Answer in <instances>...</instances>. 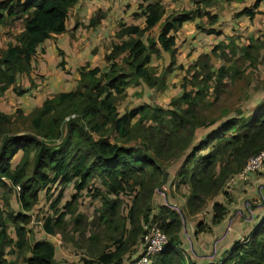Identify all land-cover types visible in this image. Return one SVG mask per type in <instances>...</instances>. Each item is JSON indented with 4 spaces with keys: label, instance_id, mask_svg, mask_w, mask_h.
Returning a JSON list of instances; mask_svg holds the SVG:
<instances>
[{
    "label": "trees",
    "instance_id": "trees-1",
    "mask_svg": "<svg viewBox=\"0 0 264 264\" xmlns=\"http://www.w3.org/2000/svg\"><path fill=\"white\" fill-rule=\"evenodd\" d=\"M81 1L0 0V30L21 24L14 42L0 52V102L7 90L27 92L18 79L32 72L44 42L67 32L69 14ZM189 1L188 10L168 13L161 3L142 0L133 23H118L104 71L88 64L78 68L69 90L50 94L27 116L18 108L12 115L0 110V264H56V256L68 261L58 248L81 242L89 256L80 258L82 264H138L145 228L154 225L167 243L146 264H184L175 255L181 252L185 221L209 204L211 225L223 220L227 207L215 198L225 197L226 184L264 150V80L255 102L245 76L261 64L264 38L238 44L231 35L200 50L197 44L226 34L220 4L244 0ZM262 2L233 11L228 23L241 17L253 23L264 14ZM105 16L98 10L86 27H98ZM190 22L201 35L194 37L195 45L179 36ZM54 49L60 57L55 69L72 80L63 52ZM153 56L165 61L161 72ZM173 73L179 76L171 84L177 93L162 106V97L155 99L150 91L163 93ZM241 78L234 105L223 104L221 95L231 94ZM29 83L35 89L33 80ZM141 91L145 98L132 103ZM128 97L131 107L120 112ZM243 102L250 105L240 106ZM172 165L177 171L170 180ZM70 183L72 193L62 203ZM52 187L59 188L55 199ZM177 196L185 198L184 206L173 205ZM84 198L97 203L91 216L79 210ZM204 228L199 224L196 233ZM221 264H264V215L224 253Z\"/></svg>",
    "mask_w": 264,
    "mask_h": 264
},
{
    "label": "crops",
    "instance_id": "crops-1",
    "mask_svg": "<svg viewBox=\"0 0 264 264\" xmlns=\"http://www.w3.org/2000/svg\"><path fill=\"white\" fill-rule=\"evenodd\" d=\"M147 1L148 3H161L168 13L170 11L180 12L192 7L189 0ZM252 2L253 0H244L241 3L231 4L234 6V11L237 12L243 7L250 6ZM141 3L142 0H84L78 3L69 14L67 32L53 40L44 42L38 48V53L41 52V54L37 56V62L33 61L32 72L29 76L23 75L18 79V84L27 92L18 96L12 90H7L1 99L0 110L5 114L12 115L14 109L18 108L27 116L35 108L40 107L44 99L51 93L66 91L71 86L72 80L67 79L66 74L59 69V71L55 69L60 61V57L55 52V47L63 52L67 66L68 64L71 66L69 72L72 74L73 80H75L77 69L86 64L90 65L91 68H100L99 62L105 63L103 57L114 41L113 35L118 29V23H133L132 13L138 12ZM220 6L219 9H216L218 13H223L225 11L224 3ZM98 10L106 13L105 18L98 27L87 28L89 19ZM260 10L264 13V7H261ZM238 21L241 25H245V22L250 24L245 17L239 18ZM196 22L184 24L179 31L181 38L185 40L192 38L190 42L194 45V37L201 39V35L195 31ZM190 24L191 29H189ZM155 31L157 32V29ZM246 33L250 34V31ZM208 38L202 37L203 40L210 41V37ZM42 48L43 52L41 51ZM40 64L47 65L43 68L40 67ZM29 80H33L35 89L30 85ZM57 80L58 84H56ZM176 171L177 166L169 171L171 175L168 178L170 180ZM168 183V181L165 182V185L167 186ZM165 185L163 188L166 187ZM236 189L239 190L238 194H236ZM225 191L227 193L225 197L218 196L214 200L227 207V213L219 224L211 225L213 213L211 204H209L202 213L185 221L182 225L179 233L181 239L180 255L188 264H219L224 258V253L230 250L233 243L248 236L258 224L264 215V167L244 179L233 178L226 184ZM156 194L160 196L162 193ZM171 201L173 205L184 206L185 198L177 196ZM199 224H203L205 228L204 231L196 233V227ZM58 253L64 258L67 257V251L64 249L59 248ZM67 260L73 262V260Z\"/></svg>",
    "mask_w": 264,
    "mask_h": 264
},
{
    "label": "rangeland",
    "instance_id": "rangeland-1",
    "mask_svg": "<svg viewBox=\"0 0 264 264\" xmlns=\"http://www.w3.org/2000/svg\"><path fill=\"white\" fill-rule=\"evenodd\" d=\"M230 4H225L224 3V5H225L224 6V10L225 11L223 13H220L219 12V15L222 16L223 20L226 22V25L224 26V28L221 31H226L227 30L225 32L226 34H222V36H219L215 41L207 42L206 44L205 43H199V44H197V46L198 45L200 46V50H204V51H208V49L211 50V48L216 44V42L218 40H224L225 37H228V36H231V35L234 38H236V41L238 42V44H243L244 42H242L241 40H245L248 37L249 38H252V37L255 38L258 35L259 37H261V39L264 38V16L258 17V19H255V21L253 23H251V24H248L247 22H245V25H241L238 20L237 21L232 20V22L228 23V21L231 19L230 18L231 17L230 16L231 13L235 10V9H233L234 6H232V4L231 5ZM261 7H264V0H263V2L261 4ZM8 24L5 25L4 27H2L1 30H0V34H1L0 35V52L3 50V48L6 47V44L7 43L14 42V38H15V36H16L18 30L20 29V26H21L20 22H14L13 24L12 23H8ZM190 26H191V24L189 25V29H191ZM244 28H246V29L244 30ZM247 31H250V35L251 36H249L246 33ZM261 44H262V46H264V40L263 39L261 41ZM263 52H264V49L262 50L261 55H263ZM153 59L154 60H153L152 64L154 66H156L158 72H161L162 69H163L162 67L164 66V62L165 61L162 60L163 58H161V57L155 58L153 56ZM46 65L47 64H45V65L44 64H40V67H43L44 68ZM99 66H100V68H101L102 71H104L106 69V67H105L106 64L105 63H102L101 61L99 62ZM70 68H71V66L68 64V66H67V71L68 72H69V69ZM56 72H57V70H56ZM178 75L181 76V74H178ZM245 76L249 77V79H247L246 82L247 83L250 82V88L248 89V93H249V95L251 97L250 98L251 101H252V99L255 102L259 101L262 96H260L257 92H260V90L258 88H259V86L261 85V83L264 80L263 79L264 78V58L261 60V64H259L258 67L255 70H248V71H246L245 72ZM178 77L179 76H176V74H174V73L169 76L170 83L168 84L167 89L163 93H158V92L157 93H154V92H151L150 91V94L153 95L155 97V99H158L159 98V97H157V94H159L162 97V100L164 101V102H161V105L162 106H164L172 97H174L176 95L177 92L174 90V88H173V86H171V84L172 83H178L179 82L178 81ZM67 79H70V77L67 78ZM72 81H75V80L72 79ZM243 83H244V78H241L237 82V84H236L235 87L229 88V90L231 91V94H224L223 93L221 95V97H220L221 98V102L223 104H225V105H228L229 107H232L234 105L233 103L236 101V98L239 95V94H237L233 98V93L235 92V90L238 87H241L243 85ZM56 84H58V80L56 81ZM67 90H69V88ZM178 91H179L178 94H181L180 89ZM148 95H146V96H148ZM135 97L137 98L135 101H132L131 100L132 103H134V104H137L138 103V101H137L138 99L141 100V99H144L145 98L144 97V94H143V91H141L140 94H135ZM147 99L149 100L150 97L148 96ZM246 102L241 103L240 106H242V107H245L246 105L249 106L250 105V102L247 103V104H245ZM132 103L129 101V97H128L125 100V102H121V104L118 107V110L120 112H122L124 110L126 111L128 107H131L130 105ZM254 107L255 106H252L251 108H245L243 110V114L249 113V110L250 109L253 110ZM216 114H217V111L215 110L214 111V115H216ZM73 117L74 116H71V118H73ZM19 156L20 155H17L15 159L18 160L19 159ZM172 168H174L173 165H172ZM71 186H72V184L70 183L65 188V191H64V194H63L62 203L64 202V200L69 199L68 196L72 193ZM238 192H239V190L236 189V194H238ZM50 193H51L50 195L53 197V199H55L57 197L58 193H59V188L58 187H52ZM79 201L86 204V205H82L81 204V208L79 210L82 211V212H84L87 216H91L94 208L97 205V203L93 202L92 204H88L89 201H87L86 198H84L82 200H79ZM123 205H124V203H123ZM39 220H40V216H38L37 219H34V221L32 223V225H33V227H35V229L40 226V221ZM10 229H11V227H10ZM10 229H9V231H10V233H12V231ZM53 239L56 240L59 244L61 243V237H60L59 234L54 235L53 236ZM64 245L65 244L61 245L59 248L66 250L67 251V257L66 258L67 259H70V260H73V262L71 263L70 261H66L63 258H59V256L58 257L56 256L55 257L56 264H57V262H58V264H81L79 260L83 256H85L86 258L89 259V256H88V254L86 253V250H85L86 243L81 242L79 244V246H77V247H74L72 245L70 246L69 244H67L66 246H64ZM175 257L178 258V259L180 258L179 260L182 263L184 262V264H188V262L183 261V258L181 257V255H179L177 252H176ZM126 264H128V262H126Z\"/></svg>",
    "mask_w": 264,
    "mask_h": 264
},
{
    "label": "built area",
    "instance_id": "built-area-1",
    "mask_svg": "<svg viewBox=\"0 0 264 264\" xmlns=\"http://www.w3.org/2000/svg\"><path fill=\"white\" fill-rule=\"evenodd\" d=\"M264 165V150L255 156L250 157L243 169L238 174L237 178L244 179L248 175L257 172ZM16 191H19V187H15ZM145 234L143 237L144 254L138 261V264H146L148 258L163 250V247L167 243V239L164 233H162L155 225L145 228Z\"/></svg>",
    "mask_w": 264,
    "mask_h": 264
},
{
    "label": "clouds",
    "instance_id": "clouds-1",
    "mask_svg": "<svg viewBox=\"0 0 264 264\" xmlns=\"http://www.w3.org/2000/svg\"><path fill=\"white\" fill-rule=\"evenodd\" d=\"M264 167V166H263ZM256 173V172H255ZM253 174V173H252ZM238 175V174H237ZM245 238V237H244ZM244 238L242 240H244ZM241 241V240H240ZM222 262V261H221ZM221 262L219 264H221Z\"/></svg>",
    "mask_w": 264,
    "mask_h": 264
}]
</instances>
